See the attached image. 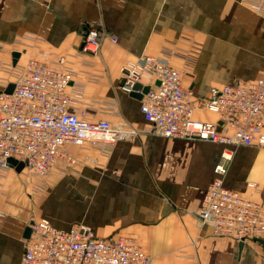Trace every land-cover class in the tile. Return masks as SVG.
<instances>
[{"label": "crops", "instance_id": "crops-1", "mask_svg": "<svg viewBox=\"0 0 264 264\" xmlns=\"http://www.w3.org/2000/svg\"><path fill=\"white\" fill-rule=\"evenodd\" d=\"M85 25L104 33L95 55L81 51ZM18 50V61L56 66L64 57L83 92L71 111L123 120L138 133L105 151L71 145L74 170L54 167L40 181L25 169L0 175V264L20 263L25 229L40 217L61 228L85 223L100 238L131 236L148 264H264V243L239 245L197 217L223 150L231 152L223 185L264 206V145L162 136L144 119L141 98L120 88L121 65L142 55L165 57L181 70L193 99L214 85L263 76L264 0H0V59L11 61ZM193 118L222 124L203 109ZM248 182L258 189L250 193Z\"/></svg>", "mask_w": 264, "mask_h": 264}, {"label": "built area", "instance_id": "built-area-1", "mask_svg": "<svg viewBox=\"0 0 264 264\" xmlns=\"http://www.w3.org/2000/svg\"><path fill=\"white\" fill-rule=\"evenodd\" d=\"M103 36L99 27L83 26L81 51L97 54ZM73 72L64 57L57 59L56 66L35 57L17 58L15 63L0 59V175L13 168L8 158L23 161V169L35 177L45 176L54 167L74 170L76 159L69 146L105 151L119 139L135 138L138 130L126 121L112 124L71 111L83 96L80 87L72 84ZM120 72V88L125 92L143 76L155 78L140 99V111L160 135L264 145V75L211 86L207 95L193 99L182 85V71L165 57L142 55L123 63ZM10 82L12 91L5 93ZM195 109L216 113L221 127L194 119ZM230 157V150H223L215 162V177L206 187L197 217L216 235L242 242L264 240V206L223 185ZM247 184L250 193L258 189L257 183ZM29 226L19 264H148L150 260L133 237L100 238L85 223L61 228L40 217Z\"/></svg>", "mask_w": 264, "mask_h": 264}, {"label": "water", "instance_id": "water-1", "mask_svg": "<svg viewBox=\"0 0 264 264\" xmlns=\"http://www.w3.org/2000/svg\"><path fill=\"white\" fill-rule=\"evenodd\" d=\"M11 55H12V62L15 63L18 56H19V52L18 51H12ZM121 83H122V81H121ZM12 88H13V83L10 82L7 85V87L4 89V92L10 93L12 91ZM148 89H149L148 85L142 86L140 83L136 82L133 84L132 89L129 93L131 96H133L135 98H141L142 95L144 93H146ZM7 162L16 171L22 170L24 165H25V163L23 161H19V160H16L14 158H8ZM29 233H30V226H27L25 229V232H24V236L27 238L29 236ZM257 241H259L260 243H264V241L262 239H257ZM241 244H242V241H239V245H241Z\"/></svg>", "mask_w": 264, "mask_h": 264}, {"label": "rangeland", "instance_id": "rangeland-1", "mask_svg": "<svg viewBox=\"0 0 264 264\" xmlns=\"http://www.w3.org/2000/svg\"><path fill=\"white\" fill-rule=\"evenodd\" d=\"M69 170H71V169H68V170H66V171H69ZM23 175L24 176H26L27 178H29V179H31V180H36V181H40L43 177H35V176H33V175H31L29 172H28V170H24L23 171ZM43 191V187L42 186H40V187H38L37 188V190H35V192L38 194L39 192L41 193ZM34 192V193H35Z\"/></svg>", "mask_w": 264, "mask_h": 264}]
</instances>
